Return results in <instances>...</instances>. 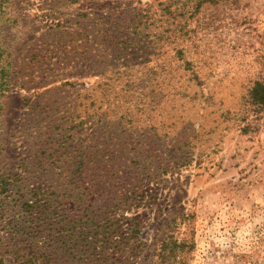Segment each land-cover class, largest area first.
<instances>
[{
  "label": "rangeland",
  "instance_id": "374dc122",
  "mask_svg": "<svg viewBox=\"0 0 264 264\" xmlns=\"http://www.w3.org/2000/svg\"><path fill=\"white\" fill-rule=\"evenodd\" d=\"M256 82L264 0H0V264H264Z\"/></svg>",
  "mask_w": 264,
  "mask_h": 264
},
{
  "label": "trees",
  "instance_id": "16d2710c",
  "mask_svg": "<svg viewBox=\"0 0 264 264\" xmlns=\"http://www.w3.org/2000/svg\"><path fill=\"white\" fill-rule=\"evenodd\" d=\"M250 96L257 105L264 106V85L260 82H256L255 85L250 90ZM0 184L1 185L4 184L3 179L0 181ZM162 247L163 249L168 248L169 250H173L176 247V245L172 241H167L163 243Z\"/></svg>",
  "mask_w": 264,
  "mask_h": 264
}]
</instances>
